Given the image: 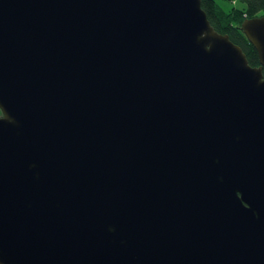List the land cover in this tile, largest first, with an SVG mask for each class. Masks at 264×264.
Instances as JSON below:
<instances>
[{
	"label": "water",
	"instance_id": "95a60500",
	"mask_svg": "<svg viewBox=\"0 0 264 264\" xmlns=\"http://www.w3.org/2000/svg\"><path fill=\"white\" fill-rule=\"evenodd\" d=\"M200 0H0V264H264V16Z\"/></svg>",
	"mask_w": 264,
	"mask_h": 264
},
{
	"label": "trees",
	"instance_id": "16d2710c",
	"mask_svg": "<svg viewBox=\"0 0 264 264\" xmlns=\"http://www.w3.org/2000/svg\"><path fill=\"white\" fill-rule=\"evenodd\" d=\"M200 1L214 30L228 35L230 41L242 49L250 66H259L257 53L241 31L240 25L245 19L264 16V0Z\"/></svg>",
	"mask_w": 264,
	"mask_h": 264
},
{
	"label": "rangeland",
	"instance_id": "374dc122",
	"mask_svg": "<svg viewBox=\"0 0 264 264\" xmlns=\"http://www.w3.org/2000/svg\"><path fill=\"white\" fill-rule=\"evenodd\" d=\"M0 115H1V112H0Z\"/></svg>",
	"mask_w": 264,
	"mask_h": 264
}]
</instances>
